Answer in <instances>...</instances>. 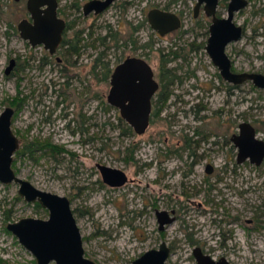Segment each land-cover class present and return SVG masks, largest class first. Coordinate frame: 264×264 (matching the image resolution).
Returning <instances> with one entry per match:
<instances>
[{
	"label": "rangeland",
	"instance_id": "374dc122",
	"mask_svg": "<svg viewBox=\"0 0 264 264\" xmlns=\"http://www.w3.org/2000/svg\"><path fill=\"white\" fill-rule=\"evenodd\" d=\"M194 2L134 0L128 8L130 15L138 20L144 17L148 7H164L167 3L168 9L184 15L183 28H188V33L180 28L157 36L148 27L140 32L141 39L152 41V53L148 58L155 71L160 62V48L167 51L177 41L184 43L193 38L194 31L198 34L197 41H205L204 28H199L191 15ZM2 3L4 5V1ZM10 3L15 12L16 4L12 0ZM14 12L8 11V19L15 20ZM120 13L118 6L109 7L96 19L95 34H103L104 25L113 32ZM235 20L244 25V33L227 46L233 65L237 69L264 70V0H249L246 7L236 12ZM86 23L89 25L93 20L89 18ZM12 36L9 40L4 38L0 25V112L5 106L13 107L11 128L19 140L13 168L35 186L70 197L87 257L97 264H135L133 260L143 251L158 247L164 240L170 246L164 264H196L192 253L196 244H201L215 258L224 255L232 264H264V163L259 168L247 165L243 176L225 177L224 182L236 179L234 182L242 185L245 191L242 195H232L229 189L223 188V183L209 190L208 183L203 184V180H211V177L203 175L200 166L194 167L196 174L189 170V159L179 157L176 152L166 155V135L168 144L175 145L182 132L178 129L195 123L193 112L179 111V107L189 106L183 104L176 93L188 89L190 93L183 95L194 103L197 89L192 84L197 79L190 78L183 85L173 84V94L168 99L171 105L160 111L144 132L136 133L118 110L108 104V79L97 81L88 75L91 91L82 109L79 103L68 104V107L66 101L55 103V98L65 97V86L60 76L48 70L49 66H30L27 73L14 69L6 74L7 58L27 52L22 40ZM123 47H110L105 58L114 62L119 55L134 52L132 48ZM200 51L201 54H191L190 62L196 74H202L199 80L205 82V77L214 73L215 66L202 48ZM93 55L94 48H89L88 70ZM215 83L219 84V80L215 79ZM101 91L104 104L97 107V100L91 94ZM22 93L26 97L20 104ZM225 96L218 89L212 92L217 106L223 103ZM231 99L233 118L250 121L257 127L258 135L264 136V89L246 82L234 89ZM65 110L69 111L68 119L74 117L68 127L67 118L60 117ZM82 113L87 118L81 117ZM172 115L176 121L171 127L175 129L173 134L167 130ZM35 139L38 141L33 144ZM42 143L52 144L53 149L37 148L36 144ZM162 157L163 162L159 160ZM98 163L124 169L128 177L126 182L120 186L106 183L97 168ZM199 188L204 189L199 191ZM213 208L220 213L217 218L221 216V220H230L235 213L239 218L231 223L220 221L221 226H215L211 221ZM156 209L173 210L175 219L164 229L158 228ZM27 215L46 216L19 197L18 183L0 181V264H34L31 252L5 229L8 221ZM224 230H231L226 245L220 244ZM188 234L200 243L193 244Z\"/></svg>",
	"mask_w": 264,
	"mask_h": 264
},
{
	"label": "flooded vegetation",
	"instance_id": "af4514ba",
	"mask_svg": "<svg viewBox=\"0 0 264 264\" xmlns=\"http://www.w3.org/2000/svg\"><path fill=\"white\" fill-rule=\"evenodd\" d=\"M2 1H4V5ZM41 1L42 0H36V3L38 5L37 8L34 9L33 11L29 7L30 5L29 0H12V2L16 4L15 12H14L12 10L13 7L10 6L11 5L10 0H0V12L2 13L0 18V25H2V35L4 36V38L8 40L10 37H13L12 35H16L22 40V43L27 47V52L19 53L17 55L10 56L7 58V64L4 67V72L6 74H9L10 72L14 71V69H17L20 72L27 73V70L31 69L30 66H33V68L35 67L44 68L46 66H49L48 70L52 71L51 73L54 72L57 75V77L60 76L63 80L62 85L65 86V97H62L60 99L55 98L54 100L55 103L59 104L63 101H66L67 107L71 104L78 105L79 103L82 109L86 107L88 103L87 95L89 91H91V89H89V84L87 79L88 75H91L93 78L97 79V81H104L108 79L110 86L106 97L107 102L112 107H115L120 114V109H121L120 106L118 104H113L109 101V94L111 90V82H110L111 75L118 64L122 63L123 61L127 60L130 57H138L144 60V62L148 64V66L152 71L151 77L156 82V87L150 96V112H149L148 124L146 128L151 124L152 119L156 117V115H158L160 111L171 105L168 103L170 94H173L171 86L175 83L178 85H183L186 82V80H189L190 78H195L197 79V81L192 84V86H194L197 89V92L194 94V97L196 98V101L194 103L190 102L189 99L185 98L183 95V93L184 94L190 93L187 92L188 89L182 90L181 93L180 92L176 93L177 98L180 97L179 100L183 102V104L189 106L187 108L179 107L178 108L179 111H185L186 113L193 112L195 123L194 125H190V126L187 125L184 128L181 127L178 129V131H182V132H181V136L177 139V143L175 145L168 144V135H166L165 137V141H166L165 151H167L166 155H175L174 152H176L178 155H180L179 157H184L185 160L189 159L190 162H188L187 165H189V170L192 169V172L195 174H196V169H194V167L200 166L203 169V175H206L207 177H211L212 181L208 180V178L203 180V184H205L206 182L208 183V186L210 187L209 190L212 187L216 189V185L223 183V185L221 184L223 188L229 189L232 195H242L243 193H245V191H243V186L235 183L237 181L236 179L233 180L229 178L228 180L226 179L225 182L223 179H225V177H227L228 175L243 176L245 174L244 172H246L247 165H252L259 168L264 163V156L258 162H256V160L255 161L251 160L249 157L239 158L238 142L242 140L244 135L247 134L249 128L248 126L243 125V123L249 122L251 124V126L255 131L254 135L257 138H261L264 141V136L258 135L257 127L250 121L238 120L233 118L232 115L233 106H232L231 96L235 88L239 87L240 85L246 82H250L252 83V86H256L261 89H264V86L257 85L249 78L244 79L240 82H233L231 80H228L222 75L220 68L216 63H214V61L212 60L211 56L209 55L206 49L207 39L210 34L209 26L212 21L211 20L212 17L211 15H208L206 13V9L204 7L205 5L204 1L198 5L197 10L195 11V4L197 1L195 0L193 7L191 9V15L192 18H194L196 23L198 24V27L204 28L206 34L205 41H197L198 34L194 31V35L192 39L187 40L184 43L177 41V43H174V46L171 45L167 51H163V49L160 48V56H159L160 62L156 67L157 71L154 70V67L149 62V58H148V56L151 55L152 53V41L149 38L141 39L142 35H140V32L144 29V27L146 28L148 27L149 29L154 30L157 36H162L165 35L166 33L173 32L179 30L180 28H183L184 15H182L178 11L168 9L167 5H169V3H167V5H165L164 7H159V6L148 7L144 12V17L141 20H138L134 16L130 15V11H128V8L133 5L134 0H121L119 2L118 0H112L105 8L101 10H97L94 6L90 8L89 7L85 8V4L92 0H55V8H54L55 13L53 15L51 10L48 8L47 2L41 3ZM228 1L229 0L217 1V5L215 9L216 16L222 17L226 15ZM248 2L249 0H247L245 6L241 7L240 9L234 12L233 21L237 24H240L242 27L241 35L239 38H241L244 33V25L235 20V14L236 12L246 7ZM146 4L144 8L146 7ZM221 5L224 7L222 8L223 10L220 8ZM112 6L115 7L118 6L119 11H121L117 19V25L115 29H113V32H111V28L104 25L105 32L103 34L102 33L95 34L94 24L96 22V19L100 18L104 14V12L109 7ZM155 7L160 8L162 10L174 12L179 17V25L171 30L166 31L163 34H160L156 29L152 27L148 18L149 10ZM8 11L15 13V20L8 19ZM89 18L93 20V23L88 25L86 21ZM60 20L63 21V26L59 32L60 38L57 42H55L54 39L56 37V32L59 27ZM36 22L37 23L46 22L49 25V30L45 31L44 33H40V32H36V30L34 31L33 29H30L27 26V25L34 26ZM180 31H183V33H188L189 29L183 28L180 29ZM181 34L182 33H180V35ZM31 38H33L34 40L35 39H43V40L33 44L31 42ZM230 42L232 41L226 43L224 47V51L230 60V70L232 72L246 71V72L260 73L264 75V70L262 69L235 68V66L233 65V60L230 57L229 53L227 52V46ZM119 45L124 46L123 47L124 49L132 48L134 49V52L133 53L128 52L126 54L124 53V55H119L116 58V61L110 62L109 59L105 58L106 51L112 46L118 48ZM100 46L101 49L97 50V48ZM51 47L53 48V50L51 49ZM89 48L91 49L94 48L95 55L91 57L90 67L88 70L87 64H88ZM200 48L204 50L203 52L209 56L210 59L209 61L212 63L213 66H215L214 73L213 74L210 73V77H205L206 78L205 82H201L199 80L200 78H202V74H196L197 73L196 68H193L190 62L191 54L193 52L195 55H197L196 53L201 54ZM137 49H140L141 51L137 52ZM11 59H14L13 65L10 70L6 71V67L10 63ZM54 78H52L53 79L52 82L56 83ZM215 79L219 80V84L216 85ZM216 89L220 90V92L223 91L226 95L225 96L226 98L223 101V103H220V105L218 106L212 100V92L213 90ZM72 93L74 95H72ZM91 95L97 100V107L100 105L102 106L104 104L103 91L98 93H92ZM25 97L26 94L22 93V99L20 104H22L25 101ZM127 102L128 100L125 101V104ZM67 112L69 111L65 110L60 117L66 119ZM172 116L173 117L169 120L167 130L172 131L170 133L173 134L175 132V129L171 127L172 125H175L176 121L173 120L175 116L174 115ZM81 117L87 118V116H84L83 113L81 114ZM73 118L74 117H71V119L67 118V120L65 121L67 122L66 123L67 127L70 123V120H74ZM126 122L129 124V127H132L128 121ZM167 130L166 133L168 132ZM37 141L38 140L36 139L33 140V142H37ZM17 150L18 148L16 149V151ZM149 160H152V158H150ZM159 160L163 162L164 157H162V159L160 158ZM13 162L14 160L12 159V163H11L12 168H13ZM150 163L151 161L149 162V164ZM14 172L16 173L15 169ZM120 185H114V186H120ZM202 189L204 188H199V191ZM232 192H235V194H233ZM18 194L19 197H21L25 202L32 203L37 207V209H40V211H43L46 215L43 217L42 216H34V217H40V218L48 217L49 211L47 207L43 206L38 199H35L33 201H28L25 199L24 195L20 194L19 192ZM66 197L69 200L70 208L75 217L74 210L71 206V199L68 196ZM157 210H161V209H156V211ZM212 212L214 215L212 216L211 221L215 226L218 227L221 226L220 221L231 223V222H235L239 218V215L235 213L230 216L231 217L230 220L227 219L221 220L220 218L221 216L217 218V214L220 215V213H218L217 210L213 208ZM168 213L171 216H173L175 219L173 210H171L170 212L168 211ZM27 216H32V215H27ZM156 218H157V213H156ZM7 223L5 226L6 230L8 229ZM167 224L168 223H165L162 228H159V222H158V228L164 229ZM228 232H226L225 230L223 233L220 232L222 234V238L220 239V244L226 245V240L229 237ZM12 234L14 233L12 232ZM189 236L190 235L188 234V237ZM190 238L193 241V244L199 242V241L195 242L192 236H190ZM82 246H83V240H82ZM196 246H199L204 253L210 255V253H208L201 244L198 245L196 244L194 247ZM192 253H193V249H192ZM84 256H86L85 253ZM221 256L224 255H220L218 258H215L214 256L212 257L217 260ZM33 260H34L33 263L37 264L35 257ZM227 260L229 264H232L229 261V259ZM48 264H56V262L55 260H51L49 261Z\"/></svg>",
	"mask_w": 264,
	"mask_h": 264
},
{
	"label": "water",
	"instance_id": "95a60500",
	"mask_svg": "<svg viewBox=\"0 0 264 264\" xmlns=\"http://www.w3.org/2000/svg\"><path fill=\"white\" fill-rule=\"evenodd\" d=\"M112 0H92L85 4L86 7H95L97 10L105 8ZM205 2V9L211 15L209 26L210 34L207 39L206 49L214 63L218 65L222 75L233 82H240L244 79H251L259 86H264V75L254 72H232L230 60L224 51L227 42L237 40L241 35L242 27L233 21L234 12L245 6L247 0H229L226 15L219 17L215 15L218 0H197L195 11L201 2ZM29 7L34 11L37 8L36 0H29ZM47 2L52 15L55 13V0H42ZM149 21L154 29L160 34L165 33L179 25V17L172 11L152 8L148 12ZM36 32L44 33L49 30L46 22L27 25ZM63 21L60 20L59 27L54 39L57 42L60 38V30ZM27 36V35H24ZM43 39H33V44ZM53 50V48L51 47ZM14 59L6 67L10 70ZM152 71L144 60L138 57H130L118 64L111 75V90L109 101L120 106V114L128 121L136 133H142L148 124L150 112V96L156 87V82L151 77ZM128 102L125 104V101ZM14 109L5 106L0 112V181L18 183V192L24 195L28 201L38 199L47 207L49 213L47 218L34 216L20 217L15 221L7 223L18 240L34 255L37 264H48L55 260L56 264H96L92 258L84 256L80 229L70 208L66 196L55 192L42 190L34 186L30 181L18 176L11 166L13 154L18 148V138L11 128V117ZM243 125L248 126V132L243 136L239 144V158L249 157L258 162L264 156V141L257 138L255 131L249 122ZM256 156V157H255ZM102 179L109 185L123 184L127 176L125 171L119 167L99 163ZM159 228L165 223L173 221L167 210H157ZM170 247L165 241H161L157 248H149L137 256L135 264H164ZM196 264H229L228 260L221 256L214 259L211 255L204 253L199 246L193 248Z\"/></svg>",
	"mask_w": 264,
	"mask_h": 264
},
{
	"label": "trees",
	"instance_id": "16d2710c",
	"mask_svg": "<svg viewBox=\"0 0 264 264\" xmlns=\"http://www.w3.org/2000/svg\"><path fill=\"white\" fill-rule=\"evenodd\" d=\"M35 142H33V144H34ZM36 146L38 147V148H40V147H44V146H48V147H50V148H52L53 149V145L52 144H50V143H42V144H36ZM30 151H31V149H30ZM19 152V151H18Z\"/></svg>",
	"mask_w": 264,
	"mask_h": 264
},
{
	"label": "bare ground",
	"instance_id": "6f19581e",
	"mask_svg": "<svg viewBox=\"0 0 264 264\" xmlns=\"http://www.w3.org/2000/svg\"><path fill=\"white\" fill-rule=\"evenodd\" d=\"M132 247V246H131Z\"/></svg>",
	"mask_w": 264,
	"mask_h": 264
}]
</instances>
